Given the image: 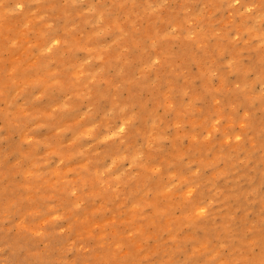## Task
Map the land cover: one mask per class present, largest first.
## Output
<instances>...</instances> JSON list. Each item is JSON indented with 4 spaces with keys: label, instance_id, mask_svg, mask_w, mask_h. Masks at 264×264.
Instances as JSON below:
<instances>
[{
    "label": "rangeland",
    "instance_id": "374dc122",
    "mask_svg": "<svg viewBox=\"0 0 264 264\" xmlns=\"http://www.w3.org/2000/svg\"><path fill=\"white\" fill-rule=\"evenodd\" d=\"M0 264H264V0H0Z\"/></svg>",
    "mask_w": 264,
    "mask_h": 264
}]
</instances>
